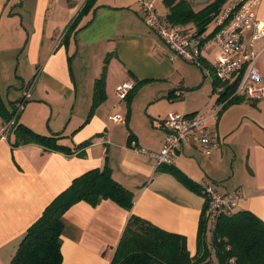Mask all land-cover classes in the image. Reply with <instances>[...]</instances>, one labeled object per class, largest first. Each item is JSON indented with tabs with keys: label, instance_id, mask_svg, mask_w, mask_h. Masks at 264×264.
Instances as JSON below:
<instances>
[{
	"label": "crops",
	"instance_id": "obj_1",
	"mask_svg": "<svg viewBox=\"0 0 264 264\" xmlns=\"http://www.w3.org/2000/svg\"><path fill=\"white\" fill-rule=\"evenodd\" d=\"M188 1L200 10L213 0L201 6ZM156 7L160 15L168 13L163 0ZM257 16L264 21V0ZM256 48L264 85V37ZM219 52L213 41L203 48L206 61L215 62ZM171 55L145 23L140 0H0V108L16 109L18 123L56 135L64 147L16 144L0 113V264H11L27 230L58 194L106 163L113 178L135 193L134 205L127 210L112 199L73 204L64 214L62 264H111L133 214L185 236L195 255L205 197L136 150H162V122L170 111L206 115L220 137L210 155L186 141L174 166L200 186L240 191L238 210L264 220V98H238L215 114L226 85L220 81L215 88L214 74ZM105 66V98L92 111ZM127 80L134 88L122 99L117 87ZM26 90L31 97L17 112ZM180 90L187 95L179 96ZM117 114L123 121L110 118ZM205 240L211 247L208 223Z\"/></svg>",
	"mask_w": 264,
	"mask_h": 264
},
{
	"label": "trees",
	"instance_id": "obj_2",
	"mask_svg": "<svg viewBox=\"0 0 264 264\" xmlns=\"http://www.w3.org/2000/svg\"><path fill=\"white\" fill-rule=\"evenodd\" d=\"M93 1V0H92ZM229 0H213L195 10L188 0H163L168 8L165 17L172 25H183L198 34H204ZM216 26V24H215ZM218 28L206 37L213 38ZM105 71L94 87L92 111L105 98ZM215 78L214 87L221 86ZM226 87L221 99L230 94ZM129 93L128 97L130 96ZM4 109V110H3ZM4 104L0 113L5 122L15 115ZM11 129L17 136L16 144L36 141L55 149H64L56 135L35 132L16 118ZM176 175L190 189L201 192V186L174 165L161 166ZM135 193L116 181L109 165L91 169L75 178L72 184L58 194L39 219L27 230L14 254L11 264H62V233L64 214L75 203L85 200L96 205L102 199H112L127 210L134 205ZM206 206L199 230L198 252L191 255L187 239L178 233L164 230L137 215H131L111 264H210L215 252L219 264H264V220L251 210H237L221 215L212 232V245L205 240Z\"/></svg>",
	"mask_w": 264,
	"mask_h": 264
},
{
	"label": "built area",
	"instance_id": "obj_3",
	"mask_svg": "<svg viewBox=\"0 0 264 264\" xmlns=\"http://www.w3.org/2000/svg\"><path fill=\"white\" fill-rule=\"evenodd\" d=\"M262 0H229L217 15L215 24L218 28L214 40L220 49L215 62L206 61L203 48L209 42L205 34H198L183 25H172L162 17L156 7V0H140L143 19L148 27L157 33L171 49V59L181 57L200 67L206 76L212 74L226 87L230 94L220 100L215 114L219 113L230 101L247 97L264 98V85L256 63L260 56L256 48L258 39L264 37V21L257 16V7ZM134 88V81L127 80L117 87L119 96L124 99ZM29 90L18 104L17 112L23 109L26 99L31 97ZM178 95L185 97L186 90ZM16 115L9 126L15 123ZM113 121H123L120 114L110 117ZM167 131L165 143L160 152L136 148L157 159L158 165H174L177 152L186 141H192L206 155L212 154L219 143L218 133L207 125L204 114H186L170 111L162 122ZM201 193L206 199L205 219L213 232L221 215H230L238 210L242 194L240 191L222 193L213 185L201 186Z\"/></svg>",
	"mask_w": 264,
	"mask_h": 264
},
{
	"label": "rangeland",
	"instance_id": "obj_4",
	"mask_svg": "<svg viewBox=\"0 0 264 264\" xmlns=\"http://www.w3.org/2000/svg\"><path fill=\"white\" fill-rule=\"evenodd\" d=\"M207 2L208 0H199V6H201L204 2ZM204 5V4H203ZM197 8V7H196ZM166 15H167V13H163L162 12V14H161V16H163V17H166ZM215 28H216V26H215V24L214 23H211L210 25H209V27H208V29L204 32L205 33V37H208V35L210 34V33H212L214 30H215ZM209 41H215L214 40V37L213 38H210V39H208ZM191 63V62H190ZM195 65V64H194ZM195 67H198V66H195ZM209 78H211V77H209ZM24 92V91H23ZM24 94V93H23ZM207 241H209V239H207ZM213 256V259H211V262H210V264H219V261H218V258H217V256H215V254H213L212 255Z\"/></svg>",
	"mask_w": 264,
	"mask_h": 264
}]
</instances>
